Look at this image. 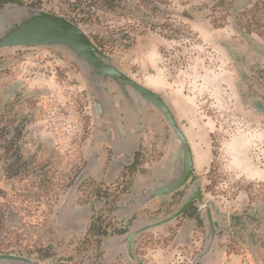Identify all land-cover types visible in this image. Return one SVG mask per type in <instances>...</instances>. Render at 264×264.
Returning a JSON list of instances; mask_svg holds the SVG:
<instances>
[{
	"label": "rangeland",
	"instance_id": "obj_1",
	"mask_svg": "<svg viewBox=\"0 0 264 264\" xmlns=\"http://www.w3.org/2000/svg\"><path fill=\"white\" fill-rule=\"evenodd\" d=\"M4 5L79 25L114 67L164 97L195 163L185 186L148 201L178 171V138L153 104L111 83L110 120L127 124L141 108L140 155L133 171L95 180L114 146L84 65L60 47L1 49L0 264H264V0ZM133 174L139 183L153 179L152 188L129 185ZM99 191L109 194L98 198ZM128 192L130 208L121 210L116 196ZM195 194L203 201L136 235L129 248L130 233L170 218ZM92 203L110 230L130 229L100 237L98 261L96 243L81 245Z\"/></svg>",
	"mask_w": 264,
	"mask_h": 264
},
{
	"label": "water",
	"instance_id": "obj_2",
	"mask_svg": "<svg viewBox=\"0 0 264 264\" xmlns=\"http://www.w3.org/2000/svg\"><path fill=\"white\" fill-rule=\"evenodd\" d=\"M23 46L60 47L76 56L86 70L91 66L102 73L124 79L127 84L165 116L177 135L181 148L179 158L181 162L178 164V171L174 174V178L172 177L173 180L155 188L147 198L148 201L156 197L173 194L189 182L194 172V153L164 97L130 79L116 67L107 65L103 60L108 61L109 57L94 44L79 25L64 16L27 5H4L0 7V50ZM195 199L200 202L203 201L202 198L198 197V194H195L170 218L130 233L126 237L129 248L136 235L182 216ZM10 258L18 259L17 261L24 260L22 257L10 256Z\"/></svg>",
	"mask_w": 264,
	"mask_h": 264
},
{
	"label": "flooded vegetation",
	"instance_id": "obj_3",
	"mask_svg": "<svg viewBox=\"0 0 264 264\" xmlns=\"http://www.w3.org/2000/svg\"><path fill=\"white\" fill-rule=\"evenodd\" d=\"M104 54L107 55L106 53H104ZM101 60H103V59H101ZM103 61L107 65H109L110 67H114L110 63L109 59H108V61L105 59ZM87 71H88L89 79H90L92 85L94 86V88L96 90V94H97L96 105L98 108V114L103 119V121L105 122V124H106L105 127L109 129V136L106 139L110 142V144H112L114 146V150H112L114 157L112 158V160L107 159V158L105 159L106 169L104 172L106 175H108L106 177L105 181L113 182L118 178V176H120V174L121 175L127 174V173H129V172H127L128 170L133 171V169H135L137 167L138 159H139V155H140V150H139L140 141L138 140L139 139L138 136H139L140 131H138V130H140V128L142 126V124H141L142 123V115H141L142 113L140 111L141 108H135L133 111L135 112L136 116L135 117L133 116V119L132 118L130 119V121L132 120L131 122H133L135 120L134 118H136L137 123L131 124V123H129L130 121H128V123L126 124V122H122V121L116 122V121L110 120L111 119L110 113L112 112V109H111L112 100L110 98L111 94L109 93V91H110L109 84L115 83L118 87H120V89L122 91H125L129 88L134 90V91H136V90L133 89L129 84H127L124 81V79H122L120 77L113 76V75L108 74V73H102L98 70H95V68H93L91 66L88 67ZM138 94L142 97V95L140 93H138ZM130 127L134 130H133V132L128 133L127 129H130ZM102 159H104V158H102ZM133 177H134V174L132 175V181H130L129 185H132ZM152 181H154V180H152ZM152 186L153 185L150 182L147 185V187H144L142 190L146 191L147 188L151 189ZM155 188H158V187H155ZM131 191H133V190H131ZM130 194L131 193L128 192L127 194H125L123 196L125 198L126 197L128 198ZM125 198H124L123 202H122V196L120 198V209L121 210L126 209L128 207L130 208V204L126 203L127 199H125ZM130 200H128V201H130ZM137 202H138V200H137ZM133 205L135 206V204H133ZM126 217L128 218V213L126 214Z\"/></svg>",
	"mask_w": 264,
	"mask_h": 264
},
{
	"label": "trees",
	"instance_id": "obj_4",
	"mask_svg": "<svg viewBox=\"0 0 264 264\" xmlns=\"http://www.w3.org/2000/svg\"><path fill=\"white\" fill-rule=\"evenodd\" d=\"M10 1L11 0H4L2 3L0 2V7L4 6V4L9 3ZM96 182H98V181H96ZM100 186H102V185H100ZM128 190H129L128 188L124 187L121 190V192H127ZM98 193H99V194H97L98 198L101 195L107 196L109 194V193L102 192V191H99ZM120 197L121 196H116V198H117V199H115L116 202L120 200ZM92 208H93V215L91 217L90 227L88 229L87 235L81 240V245H82V248L84 250L85 248H88L89 246H92V244L96 243V246H97L96 247V250H97L96 260L97 259L99 260V258L101 257V255L103 253V251L101 249L102 240H100L99 238L100 237H108L109 235H124V234H127L130 229H129V224H128L124 227H120V229L114 227L115 228L114 230H110L111 224L109 222H107L106 220H103L102 217L97 214V207L95 206L94 203H92ZM189 208L184 212V214L187 213ZM79 249H81V247H79ZM68 261L71 262L72 258H70ZM56 262H57L56 264H63L60 259L56 260Z\"/></svg>",
	"mask_w": 264,
	"mask_h": 264
},
{
	"label": "crops",
	"instance_id": "obj_5",
	"mask_svg": "<svg viewBox=\"0 0 264 264\" xmlns=\"http://www.w3.org/2000/svg\"><path fill=\"white\" fill-rule=\"evenodd\" d=\"M105 169H106V162H99V167H98V169H96V170H98L101 174L100 175H92L94 178H95V180H99L100 182H103V181H101V180H106V177L108 176V175H106L104 172H105ZM139 176H140V174H136L134 177H133V186L137 189V187H138V189H140L141 187H142V189L145 187L144 185L145 184H149L153 179L152 178H150V179H152V180H147V181H145V182H137V179H139ZM153 182V181H152ZM124 196L122 197V202L124 201Z\"/></svg>",
	"mask_w": 264,
	"mask_h": 264
}]
</instances>
